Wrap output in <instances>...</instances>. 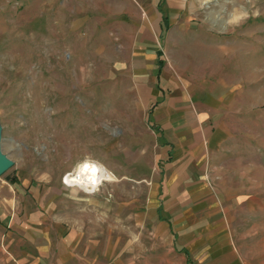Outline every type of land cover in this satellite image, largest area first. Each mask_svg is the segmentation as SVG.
Here are the masks:
<instances>
[{
	"label": "rangeland",
	"instance_id": "374dc122",
	"mask_svg": "<svg viewBox=\"0 0 264 264\" xmlns=\"http://www.w3.org/2000/svg\"><path fill=\"white\" fill-rule=\"evenodd\" d=\"M163 71L207 123V156L175 174L195 181L182 190L165 187L178 167L148 120ZM0 136L12 162L0 263L8 219L28 213L83 232L101 264L113 240L162 252L149 264H185L182 247L151 246L183 199L218 216L246 264H264V0H0ZM86 158L113 176L92 193L63 181Z\"/></svg>",
	"mask_w": 264,
	"mask_h": 264
},
{
	"label": "crops",
	"instance_id": "0c3cea01",
	"mask_svg": "<svg viewBox=\"0 0 264 264\" xmlns=\"http://www.w3.org/2000/svg\"><path fill=\"white\" fill-rule=\"evenodd\" d=\"M159 78V89L156 90L154 97L162 91H165V95L152 108L148 120L153 121L151 124L161 135L163 134L166 143L172 147L165 151L162 147L159 153L170 150L167 154L171 155L173 162L169 164L178 167L172 170L170 177L164 179L165 187L166 189L177 187L182 190L193 185L195 181L187 177L182 178L183 176L177 177L175 174L185 171L184 169L192 165L198 156L203 158L205 154L207 156L209 149L206 144L207 129L203 127L207 123L203 110L193 101L183 83L179 84L167 71L161 72ZM203 158H200V161H204ZM179 159L183 161L176 163ZM190 173L192 172L186 169V174ZM177 195L171 198L178 200L180 195L178 193ZM213 201L218 205L214 197ZM175 202L182 208L178 209L171 223H158V228L152 232L156 239L151 243L152 247L167 242L171 245L166 248L169 254L174 248L182 247L185 264H189V260L192 264H246L229 241L230 233L223 229L221 222L214 223V219L218 216H201L197 215L196 211L192 213L189 209L186 212L185 209L183 210L185 205L183 199ZM49 218L51 215L28 213L10 217L8 228L4 233L2 245L4 254L0 264H101L95 246L92 241L85 239L83 232L69 227L64 229L60 224L55 227L40 224L50 221ZM201 219L207 221L206 224L199 229H191V225ZM175 222L180 225H176ZM134 248V245L127 240L123 242L113 240L103 255L106 259L103 264H136L137 256H139V264H149L150 259L157 260L162 256V252L159 254L142 252L138 255L132 252L131 249ZM127 250L131 251L127 252ZM7 254L13 259L12 261H9Z\"/></svg>",
	"mask_w": 264,
	"mask_h": 264
},
{
	"label": "clouds",
	"instance_id": "9594fccd",
	"mask_svg": "<svg viewBox=\"0 0 264 264\" xmlns=\"http://www.w3.org/2000/svg\"><path fill=\"white\" fill-rule=\"evenodd\" d=\"M100 168L97 164L86 160L77 166L75 175L68 173L64 177V182L68 186H77L86 191L95 190L96 187L102 183L106 177L100 175Z\"/></svg>",
	"mask_w": 264,
	"mask_h": 264
},
{
	"label": "bare ground",
	"instance_id": "6f19581e",
	"mask_svg": "<svg viewBox=\"0 0 264 264\" xmlns=\"http://www.w3.org/2000/svg\"><path fill=\"white\" fill-rule=\"evenodd\" d=\"M85 161V160H84ZM84 161H82V162H80L79 164H82ZM90 161V160H89ZM90 162H92V163H95V164H97L98 166H99V168H100V175H103V176H105L106 177V179L105 180H107V179H113V176H112V174L110 173V171H108V169H106L105 167H103L102 165H100L99 163H97V162H94V161H90ZM78 164V165H79ZM77 165V166H78ZM77 166L74 168V170L71 172L73 175H75V169L77 168ZM73 186H75V185H73ZM82 189V188H81ZM84 190V189H83ZM85 192H89V193H92V192H94L95 190H91V188H90V190H88V191H86V190H84Z\"/></svg>",
	"mask_w": 264,
	"mask_h": 264
},
{
	"label": "water",
	"instance_id": "95a60500",
	"mask_svg": "<svg viewBox=\"0 0 264 264\" xmlns=\"http://www.w3.org/2000/svg\"><path fill=\"white\" fill-rule=\"evenodd\" d=\"M12 162L2 151L1 136H0V174H2Z\"/></svg>",
	"mask_w": 264,
	"mask_h": 264
},
{
	"label": "trees",
	"instance_id": "16d2710c",
	"mask_svg": "<svg viewBox=\"0 0 264 264\" xmlns=\"http://www.w3.org/2000/svg\"><path fill=\"white\" fill-rule=\"evenodd\" d=\"M159 10L162 12V20H161V24H162L163 26H167V25H168V18H167L166 15H164V13H163V11H162V9H161L160 6H159ZM160 63H161V61L159 60V61L157 62L158 67H160ZM151 111H152V109H149V111H148V115H150ZM188 262H189V264H192V263L190 262V260H189Z\"/></svg>",
	"mask_w": 264,
	"mask_h": 264
},
{
	"label": "built area",
	"instance_id": "2783aa9c",
	"mask_svg": "<svg viewBox=\"0 0 264 264\" xmlns=\"http://www.w3.org/2000/svg\"><path fill=\"white\" fill-rule=\"evenodd\" d=\"M71 173V172H70ZM65 177V176H64ZM63 181H64V178H63ZM65 183V182H64ZM68 186V185H67Z\"/></svg>",
	"mask_w": 264,
	"mask_h": 264
}]
</instances>
